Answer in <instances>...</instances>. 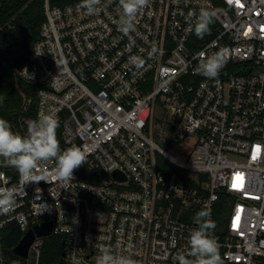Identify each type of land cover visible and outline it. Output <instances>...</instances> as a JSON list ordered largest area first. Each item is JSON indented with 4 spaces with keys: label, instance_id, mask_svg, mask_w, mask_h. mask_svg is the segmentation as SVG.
<instances>
[{
    "label": "built area",
    "instance_id": "2783aa9c",
    "mask_svg": "<svg viewBox=\"0 0 264 264\" xmlns=\"http://www.w3.org/2000/svg\"><path fill=\"white\" fill-rule=\"evenodd\" d=\"M80 3L44 0L33 61L17 75L34 89V120L54 115L61 151L78 147L86 162L70 190L52 174L55 160L40 162L35 174L48 182L24 192L0 158V190L19 193L0 215V264H29L31 251L37 260L43 238L16 258L5 230L23 236L45 221L64 237L63 264H96L104 247L136 264H178L192 259L188 235L203 208L223 260L264 264V0H150L127 36L120 0H100L94 14ZM201 9L213 13L202 39L193 30ZM214 53L226 61L218 76L197 74ZM132 56L144 59L140 70ZM27 106L9 122L22 136ZM158 159L175 167L169 178ZM43 201L50 208L39 214Z\"/></svg>",
    "mask_w": 264,
    "mask_h": 264
},
{
    "label": "clouds",
    "instance_id": "9594fccd",
    "mask_svg": "<svg viewBox=\"0 0 264 264\" xmlns=\"http://www.w3.org/2000/svg\"><path fill=\"white\" fill-rule=\"evenodd\" d=\"M149 2L150 0H120L122 12L118 23L123 35L127 36L134 30L138 11L146 7ZM99 3L100 0H81L79 6L88 14H94ZM195 15L193 30L195 35L202 39L210 32L209 26L212 23L213 13L208 9H201ZM156 52L157 49L153 47L148 55L153 56ZM40 54L42 53L37 55ZM144 63V59L139 56H132L130 59V64L137 70H140ZM225 63L222 53L207 55L197 66L196 73L214 79ZM25 70L27 71L26 68ZM2 103L3 97H0V104ZM57 127L58 120L54 115L40 114L37 119L29 123L27 135L22 136L12 130L9 121L0 118V158H3L8 166L16 169L24 192H26V185L35 184L41 180L48 182L46 175L35 174V169L40 162L55 160L52 174L58 182H63L60 185L61 189L66 190H70L69 182L73 179L74 169L86 162V154L78 147L61 151L56 139ZM18 196L17 191L0 190V215L9 214L14 210ZM49 208V205L43 201L39 214L48 211ZM210 217V208H203L195 214L194 221L197 226L190 231L187 240L188 256L192 259L180 255L177 257L178 264H222L213 235L215 222ZM96 264H136V262L130 256L115 253L111 247H104L96 259Z\"/></svg>",
    "mask_w": 264,
    "mask_h": 264
},
{
    "label": "trees",
    "instance_id": "16d2710c",
    "mask_svg": "<svg viewBox=\"0 0 264 264\" xmlns=\"http://www.w3.org/2000/svg\"><path fill=\"white\" fill-rule=\"evenodd\" d=\"M74 0H50L52 5H64ZM44 0H0V118L11 122L16 120L22 106L28 103L22 114L25 131L34 120V89L17 75V70L33 61V45L38 39L40 26L45 19ZM158 168L166 178L176 169L162 159H158ZM22 238V233L15 226L5 230L3 245L12 256L13 248ZM63 236L44 237L38 246V256L34 264H63ZM220 257L221 254L219 253ZM22 262L25 260L21 259ZM222 264L230 263L221 257Z\"/></svg>",
    "mask_w": 264,
    "mask_h": 264
},
{
    "label": "water",
    "instance_id": "95a60500",
    "mask_svg": "<svg viewBox=\"0 0 264 264\" xmlns=\"http://www.w3.org/2000/svg\"><path fill=\"white\" fill-rule=\"evenodd\" d=\"M49 235H51V222L45 221L38 223L22 236L18 244L13 248V252L22 258H26L34 240L36 238H44Z\"/></svg>",
    "mask_w": 264,
    "mask_h": 264
},
{
    "label": "rangeland",
    "instance_id": "374dc122",
    "mask_svg": "<svg viewBox=\"0 0 264 264\" xmlns=\"http://www.w3.org/2000/svg\"><path fill=\"white\" fill-rule=\"evenodd\" d=\"M168 132V130H165ZM169 134H172L171 131H169ZM180 144H183L184 142L182 140L179 141ZM159 145L162 146V144L159 143ZM187 150H191V146H188L187 147ZM28 261H29V264H34L35 261H36V258H35V255L34 253L31 251L30 254H29V257H28Z\"/></svg>",
    "mask_w": 264,
    "mask_h": 264
}]
</instances>
